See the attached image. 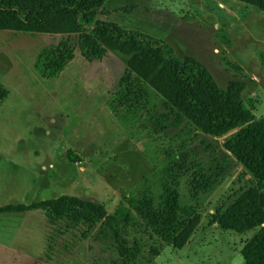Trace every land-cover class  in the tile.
<instances>
[{
  "label": "rangeland",
  "instance_id": "1",
  "mask_svg": "<svg viewBox=\"0 0 264 264\" xmlns=\"http://www.w3.org/2000/svg\"><path fill=\"white\" fill-rule=\"evenodd\" d=\"M92 21L163 42L264 119V0H103ZM46 22L0 31V208L24 207L0 213V264H243L259 228L223 223L262 190L225 149L240 129L202 135L166 99L161 65L112 42L89 60L71 16ZM61 196L104 218L31 207Z\"/></svg>",
  "mask_w": 264,
  "mask_h": 264
},
{
  "label": "trees",
  "instance_id": "2",
  "mask_svg": "<svg viewBox=\"0 0 264 264\" xmlns=\"http://www.w3.org/2000/svg\"><path fill=\"white\" fill-rule=\"evenodd\" d=\"M33 6L31 11L26 4ZM103 0H63L50 3L42 0H0V31L49 32L47 16H71L81 33L80 48L89 60L101 59L104 42L114 43L120 50L141 54L148 62L161 65V82L165 97L173 109L195 125L202 135L220 136L239 128L238 134L225 143V149L240 162L260 184L261 191H250L223 223L225 229L243 233L259 230L241 251L243 264H264V119L250 123L252 115L230 90H219L210 75L197 64L180 63L173 50L163 42L137 32L123 31L107 23H93L92 18ZM128 68L145 78L135 60L125 61ZM154 68V66H153ZM173 110V111H174ZM116 115V113H114ZM224 158L228 156L218 151ZM225 163V160H224ZM88 214L87 220L103 219L101 206L61 196L31 206L53 215L63 216L74 207ZM24 207L7 206L0 213L20 212Z\"/></svg>",
  "mask_w": 264,
  "mask_h": 264
}]
</instances>
